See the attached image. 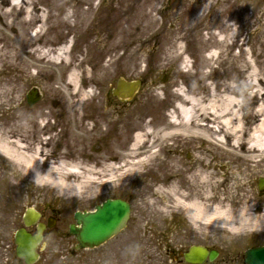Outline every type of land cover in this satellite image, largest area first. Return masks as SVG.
<instances>
[{
	"label": "rangeland",
	"instance_id": "obj_1",
	"mask_svg": "<svg viewBox=\"0 0 264 264\" xmlns=\"http://www.w3.org/2000/svg\"><path fill=\"white\" fill-rule=\"evenodd\" d=\"M66 1H70L69 5L60 7ZM34 2L39 9H44L50 16L46 26L47 39L55 38L60 31L63 34L66 32L65 28L57 32L56 30L52 32L50 28L56 20L55 15H63L70 6L72 10L75 7L73 22L79 24L81 28L84 27L85 20L93 21L92 33H96L97 36L92 38L87 34H80L77 37L78 45L71 48L73 65L80 64V71L83 73L79 78L82 90L89 89L95 93L93 101H90L82 111L88 119L83 122L74 121L76 127L70 129L76 115L69 116L66 102L59 103L57 101L59 94L52 92L53 88L65 85L68 68L60 67L59 77L55 78L56 67L51 64L44 65V67L40 64L41 68L47 71V76L39 74L33 77L31 75L33 79L31 88L40 89L42 100L46 99L45 103L48 108L49 101L55 100V107L51 109L58 111L61 107L65 113L62 118L63 131L60 136H55L56 132L53 133L49 129L44 131L50 137L45 142L48 144L46 152L49 157L51 156L54 161L59 155L73 156L74 160L82 166L95 169L93 172L97 184H92L87 189L88 192L82 195H61L54 188L32 182L29 172L25 169L13 163H0V264H24L16 256L14 234L21 226L22 215L28 207H35L43 212L42 221L45 223L51 216L58 217L57 224L45 235L41 246V250L47 251L48 255L44 262L40 261L37 264H93L94 257H96L93 249L81 250L78 257L67 255L75 249L76 244L74 237L69 233V227L75 223V212L91 210L97 196L99 194L103 196L107 192L117 198L131 201L134 209L132 219L136 222V230L138 228L143 231L145 220L151 219L155 214L159 225L165 224L164 222L166 224H178L179 222L181 226L184 225L179 228H189L192 236V238H186V244L189 246L222 244L244 253L250 246L264 244V227L257 228L253 224L247 227L237 225L240 230L232 232L222 226L201 222L194 229L182 215V210L163 209L159 206L151 208L149 202L158 200L157 198L160 197L154 195L155 189L159 187L167 189L175 184L181 189L180 191H191L186 177L196 170L197 158L201 155L213 161L219 172L218 180L224 181L218 193L221 194L229 187L233 189L230 197L236 201L247 197L252 198L255 201L254 205L262 207L255 214V220L262 221L264 192L260 194L258 182L260 178H264V174H258L252 179L251 184L247 185L244 174H234L236 171L229 169L232 164L229 167L227 165L230 161L229 157L210 142H203L202 139L176 141L174 150L171 152L163 150L159 158L153 161L151 168L145 169L144 173L130 180H118L117 178L113 180L110 171L104 175L99 174L100 170L108 171L109 166L118 164L114 157L124 156L139 127L150 121L155 128L167 123L173 111V103L176 102L175 95L180 88L190 94L209 96L210 92L236 87L234 91L241 93L240 96L236 95L237 100L244 102L240 104L239 115L243 117L244 113L252 112L253 109L248 105V101H251L256 89L246 86L248 82L246 77H250L249 70L252 64H255L259 68L261 77L264 78V0H35ZM146 2L158 3V10L154 13L157 23L145 28V35L135 42L134 49L142 54L140 69L143 75L140 79L143 83L142 87L140 86V93L133 100L122 102L112 94V91L116 88L120 78L125 76L128 80H133L129 79V76L135 73L134 67L128 65V60L123 55L136 37L128 33L125 38L118 39L116 33L122 27H131V32H138L145 27L144 21L140 19L132 21L134 24L129 21L125 23L123 19L124 17L128 19L127 16L130 17L137 12L138 7ZM93 7L96 11L91 14ZM202 12L204 13L201 16ZM203 24L207 25L204 27ZM198 25L203 26V29L199 30V35L203 38L207 35V38H210L209 46L204 49V44H202L199 46V52L196 42L183 41L181 52L185 54L180 56L177 51L179 42L176 43V32H182L184 35L194 34ZM227 27L236 29L237 42L242 41L245 44H240V50H232L236 53H233L231 57L227 51L218 61L208 62L206 58L215 40V36L212 34L211 37L209 34L220 30L227 34L226 30H230ZM98 29H102L103 33L102 30L98 32ZM163 29L165 34L163 41L159 44L158 34ZM110 30H112V35L115 34L111 41L107 40L110 37L107 35ZM28 31L29 27L24 24L10 29L0 24V35L16 36L26 34ZM116 41H120L118 48L114 45ZM7 44L9 45V42ZM110 60L113 65L107 69ZM240 69H245L246 75L240 73ZM31 72L34 73L33 70ZM51 73H54V76L50 75ZM19 77L14 68L5 69L0 77L5 81H11L15 97H17L18 89L14 78ZM12 111L11 108L9 110L1 107L0 117ZM57 120H59L58 117H53L52 122ZM69 120L72 121L69 122ZM99 121L102 124H97V128L92 129L94 123ZM80 125L85 129L79 128ZM69 132L75 136L70 137ZM33 134L34 131L29 134L32 142L36 139ZM53 135L54 138L51 139ZM173 161L179 164L180 171H174ZM262 171L264 172V169ZM209 212L212 214L211 211ZM141 213L144 215L142 216ZM230 213L236 217L240 215L241 209L234 208ZM142 220L143 224L139 225ZM136 235H140L139 231L127 232L125 236L127 238L130 236L133 241L132 255H134L135 247L139 248L141 245L140 238H135ZM144 244L146 245L145 239ZM118 247L119 245L115 247V250H118ZM141 248L138 250L141 251ZM149 250L154 257L157 249L153 247ZM109 256L111 257V254ZM150 264H157V262L153 261Z\"/></svg>",
	"mask_w": 264,
	"mask_h": 264
},
{
	"label": "bare ground",
	"instance_id": "obj_2",
	"mask_svg": "<svg viewBox=\"0 0 264 264\" xmlns=\"http://www.w3.org/2000/svg\"><path fill=\"white\" fill-rule=\"evenodd\" d=\"M34 1L0 0V24L7 29L21 24L29 27L26 34L0 35V77L8 68H14V71L20 76L14 78L18 89L17 97L13 95L11 81L0 78V108L13 109L11 113L0 117V163H13L15 166L25 169L29 172L32 182L54 188L61 195H82L88 192L87 189L92 184H97L93 172L95 169L82 166L71 155L70 157L59 155L56 160L52 161V157H49L46 152L48 144L45 142L50 137L44 131L49 129L53 133L56 132L55 136L61 135L63 131L62 118L65 114L63 108L60 107L58 111H53L51 108L55 107V100L49 101L48 108L45 103L46 99H43L44 101L41 99L30 105L26 102V97L31 89L33 80L31 75L33 77L39 74L47 76V71L42 69L40 64L43 66L51 64L56 67L55 78L59 77L60 67L64 66L69 69L65 85L53 88L52 92L59 94L57 99L59 103L66 102L69 116L76 115V118L69 122H83L88 119V116L82 111L90 101H93L95 93L89 89L82 90L79 78L83 73L80 71V64L73 65L71 48L78 45L77 37L80 34L84 33L92 38H95L97 34L92 33L93 21L85 20L83 28L73 22L75 7L72 10V6H70L63 15H55L56 20L50 28L52 32L65 28L66 32L63 34L60 31L55 38L47 39L46 26L50 16L44 9H39ZM69 2L66 1L60 7L69 5ZM146 4H148L147 7ZM157 5L158 3L146 2L138 7L137 12L130 17L127 16L128 19L124 17L125 23L136 19L144 21L145 27H142V30L131 32V27H122L116 33L118 39L125 38L128 33L136 37L123 55L128 60V65L134 67L135 73L129 76V79L133 80H128L125 76L120 79L128 82L137 81L140 85L132 98L123 99L122 102L131 101L140 93L143 83V80L140 79L143 75V71L140 69L142 54L134 47L137 39L145 35V28L157 23V19L154 17V13L158 10ZM98 7L100 8V6ZM94 8L91 9V14L96 11ZM204 12L200 15L202 16ZM206 25L203 24L204 27ZM203 26H196L198 29L194 34L184 35L182 32H176V43L179 42L177 51L180 56L185 54V52H181L183 41L196 42L199 52V46L202 44H204V49L209 46L210 38H207V35L204 38L199 35V30L203 29ZM229 28L230 30H226L227 34L221 30L209 34L211 37L213 34L215 40L212 42L211 52L206 58L208 62L218 61L227 51L231 57L233 53H236L232 50H240V44H245L241 40V42H237V30L227 27V29ZM98 30L100 32L102 29ZM112 34V30L107 33L108 36L110 35L107 40L111 41L114 38L115 34ZM164 34V29L159 32V44L163 41ZM119 44L120 41H116L115 48L120 47ZM111 65L113 63L110 60L107 69ZM32 70L34 73L31 72ZM239 72L246 75L245 69H240ZM249 72L251 74L249 78L246 77L248 79L246 86L256 89L252 94L251 101H248V105L253 109L251 113H244L243 117L239 115L244 102L237 100L236 95L240 96L241 93L234 91L236 87L210 92L209 96L190 94L180 88L175 95L176 102L173 103V111H171L167 123L161 125V128H155L150 121L139 127L124 156L114 157L118 164L109 166L108 171L100 170L99 174L104 175L110 171L113 180L116 178L118 180L133 179L138 174L144 173L145 169L151 168L153 161L159 158L163 150L170 152L174 150L176 141L202 139L203 142H210L221 149L230 159L228 167L233 165L229 169L236 171L234 174L243 173L247 185L251 184L254 177L260 173L264 174L262 171L264 169V78L261 77L259 68L255 64H252ZM50 75L54 76V73ZM240 79L239 81H241ZM153 96L157 97L155 94ZM53 117H58L59 120L52 122ZM97 124L101 125L102 122L94 123L92 129L97 128ZM74 127H76L75 123L70 129H74ZM79 128H84V126L80 125ZM33 129L36 139L32 142V137L29 134ZM86 130H88L87 127ZM71 136H75V134L70 133ZM197 162L196 170L186 177L191 191H180L181 189L175 184L167 189L159 187L155 189L154 195L160 197L157 198L158 200L149 202L151 208L159 206L163 209L182 210V215L194 229L201 222L222 226L232 232L240 230L237 225L247 227L253 224L257 228L264 227V210L261 214L262 221L255 220V214L262 208L260 205H254L255 201L250 197L241 201L234 200L230 197L233 189L229 187L224 189L221 194L218 193V189L222 183L224 184V181L218 180L219 172H217L216 165L201 155L197 158ZM172 167L176 172L181 170L176 161H173ZM234 208L241 209L240 215L235 217L230 213Z\"/></svg>",
	"mask_w": 264,
	"mask_h": 264
},
{
	"label": "water",
	"instance_id": "obj_3",
	"mask_svg": "<svg viewBox=\"0 0 264 264\" xmlns=\"http://www.w3.org/2000/svg\"><path fill=\"white\" fill-rule=\"evenodd\" d=\"M139 83H128L120 80L114 94L122 99L132 98L138 89ZM29 103L33 104L40 99L39 92H30ZM259 190L264 191V179L259 182ZM130 206L122 200H107L98 209V212H77L75 219L77 225H72L70 232L75 235L79 248H93L104 243L117 234L129 218ZM40 214L34 209H28L24 217L25 227L20 228L15 234L17 256L23 258L26 264L35 263L38 258V246L43 239L45 225L40 223L37 226L36 234H31L26 227H30L38 222ZM54 225V220H49V226ZM80 226V227H79ZM210 255L211 260L217 257L216 251H209L206 247L193 245L184 255L185 260L191 264H202L205 258ZM246 264H264V246L250 249L246 253Z\"/></svg>",
	"mask_w": 264,
	"mask_h": 264
},
{
	"label": "flooded vegetation",
	"instance_id": "obj_4",
	"mask_svg": "<svg viewBox=\"0 0 264 264\" xmlns=\"http://www.w3.org/2000/svg\"><path fill=\"white\" fill-rule=\"evenodd\" d=\"M26 102L28 103L27 97ZM32 131H34L33 135L35 137V130H31L30 133ZM108 198H115V196L108 193L105 199ZM104 200L95 201L92 208L94 213L98 212V207ZM132 207L133 205L131 203V216L126 227L109 241L93 249L96 254L93 264H150L153 261H156L157 264H188L184 260L183 254L189 248V244H186V238H192L189 228H179V226H181L179 222H177L179 225L175 223L166 224V222H164L165 224L159 225L156 220V215L154 214L151 219L145 220L146 224L143 231L140 229L138 230V228L136 230V222L132 219L134 212ZM41 213L44 218V213ZM143 215L144 214H142V216ZM140 224H143V220L139 222V225ZM138 231L140 235H136L135 238H140L139 242H141V245L139 248H141V246L142 248L141 251H139V248L135 247V251L133 252L134 255H132L131 250L133 249V241L130 236L129 238L125 236L127 232L136 233ZM74 239L76 241V238ZM144 239L146 245L144 244ZM118 245V250H115V247ZM203 245L218 251V256L214 261L207 259L204 264H245V252L236 251L232 249V247H226V245L224 246L222 244L216 246ZM260 245L261 244H256L254 246ZM153 247L157 249L154 257L149 253V248ZM41 249L42 248H39L40 258L38 263L40 261L44 262L45 257L48 255L47 251H42ZM112 249H114V251ZM79 252V250L74 249L68 252L67 255L78 257ZM110 254L111 257L109 256Z\"/></svg>",
	"mask_w": 264,
	"mask_h": 264
}]
</instances>
